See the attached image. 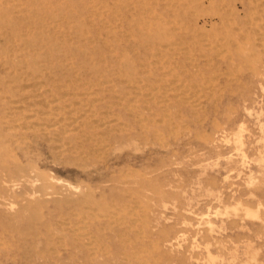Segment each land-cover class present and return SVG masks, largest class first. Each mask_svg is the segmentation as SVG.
Here are the masks:
<instances>
[{
    "label": "rangeland",
    "instance_id": "1",
    "mask_svg": "<svg viewBox=\"0 0 264 264\" xmlns=\"http://www.w3.org/2000/svg\"><path fill=\"white\" fill-rule=\"evenodd\" d=\"M0 264H264V0H0Z\"/></svg>",
    "mask_w": 264,
    "mask_h": 264
},
{
    "label": "bare ground",
    "instance_id": "2",
    "mask_svg": "<svg viewBox=\"0 0 264 264\" xmlns=\"http://www.w3.org/2000/svg\"><path fill=\"white\" fill-rule=\"evenodd\" d=\"M29 24V23H28ZM51 24V23H50ZM30 29V28H29ZM11 38V37H10ZM91 40V39H90ZM162 47V46H161ZM101 56V55H100ZM72 75V74H71ZM108 83V82H107ZM157 89V88H156ZM182 95V94H181ZM163 100V99H162ZM161 101V100H160ZM159 101V102H160ZM15 102V101H14ZM163 102V101H162ZM167 102V101H166ZM158 104V103H157ZM90 105V104H89ZM195 106V105H194ZM89 107V106H88ZM13 109V108H12ZM74 110V109H73ZM12 112V111H11ZM78 113V112H77ZM58 116V115H57ZM82 117V116H81ZM10 118V117H9ZM32 118V117H31ZM67 118V117H66ZM62 119V118H61ZM24 120V119H23ZM66 120V119H65ZM145 120V119H143ZM28 121V120H27ZM111 123V122H110ZM85 125V124H84ZM88 125V124H87ZM24 126V125H23ZM68 126V125H67ZM51 127V126H50ZM71 127V126H70ZM128 128V127H127ZM44 129V128H43ZM62 130V129H61ZM121 130V129H120ZM123 130V129H122ZM47 132V131H46ZM49 134V133H48ZM104 134V133H103ZM106 136V135H105ZM37 137V136H36ZM46 138V137H45ZM54 138V137H53ZM91 139V138H90ZM52 140V139H51ZM72 149V148H71ZM105 149V148H104Z\"/></svg>",
    "mask_w": 264,
    "mask_h": 264
}]
</instances>
